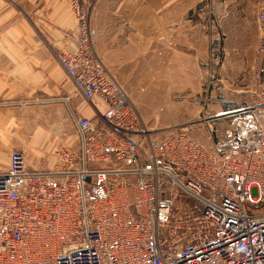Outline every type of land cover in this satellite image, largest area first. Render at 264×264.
Returning a JSON list of instances; mask_svg holds the SVG:
<instances>
[{
    "label": "built area",
    "instance_id": "2783aa9c",
    "mask_svg": "<svg viewBox=\"0 0 264 264\" xmlns=\"http://www.w3.org/2000/svg\"><path fill=\"white\" fill-rule=\"evenodd\" d=\"M64 1L77 36L58 61L95 114H73L79 150H57L51 168L10 153L0 264H264V70L253 74L254 103L214 115L230 122L210 144L186 127L152 137L94 52L92 0ZM254 3L264 55V0ZM180 194L199 204L179 216L193 223L188 240L169 229Z\"/></svg>",
    "mask_w": 264,
    "mask_h": 264
},
{
    "label": "rangeland",
    "instance_id": "374dc122",
    "mask_svg": "<svg viewBox=\"0 0 264 264\" xmlns=\"http://www.w3.org/2000/svg\"><path fill=\"white\" fill-rule=\"evenodd\" d=\"M254 4V0H198L184 16L180 4L173 5L168 18L149 38L132 36L131 50L118 49L120 43L118 39L114 42L112 33L113 19L99 17L100 26L106 22L99 54L96 28L91 24L95 28L94 52L127 91L152 137L186 127L190 136L207 145L230 122L227 118L214 119L218 111L254 103L253 74L264 70L262 31ZM63 100L83 101L80 93L73 92L70 99ZM29 131L25 129L26 134ZM20 147L14 145L13 149ZM186 210L197 213L199 204L180 194L169 229L172 235L184 233V240L194 232L192 222H178Z\"/></svg>",
    "mask_w": 264,
    "mask_h": 264
},
{
    "label": "crops",
    "instance_id": "0c3cea01",
    "mask_svg": "<svg viewBox=\"0 0 264 264\" xmlns=\"http://www.w3.org/2000/svg\"><path fill=\"white\" fill-rule=\"evenodd\" d=\"M197 2L95 0L91 24L96 28V50L99 54L106 31V22L100 26L99 17L113 19L118 49L131 50L132 36L149 38L173 5L180 4L184 16ZM76 30L75 17L64 0H0V172L7 169L13 150L26 154L29 167L44 169L55 165L57 150H79L73 114L91 117L95 112L84 100H63L71 98L74 85L58 61V54L75 47ZM25 129H30L28 134ZM14 145L22 147L13 149Z\"/></svg>",
    "mask_w": 264,
    "mask_h": 264
},
{
    "label": "bare ground",
    "instance_id": "6f19581e",
    "mask_svg": "<svg viewBox=\"0 0 264 264\" xmlns=\"http://www.w3.org/2000/svg\"><path fill=\"white\" fill-rule=\"evenodd\" d=\"M218 112H219V114L227 113V112H224L223 110L218 111Z\"/></svg>",
    "mask_w": 264,
    "mask_h": 264
}]
</instances>
